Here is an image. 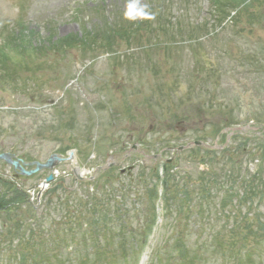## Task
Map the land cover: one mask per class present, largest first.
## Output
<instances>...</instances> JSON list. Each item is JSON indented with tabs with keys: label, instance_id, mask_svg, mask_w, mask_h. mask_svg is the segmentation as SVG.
Returning <instances> with one entry per match:
<instances>
[{
	"label": "rangeland",
	"instance_id": "1",
	"mask_svg": "<svg viewBox=\"0 0 264 264\" xmlns=\"http://www.w3.org/2000/svg\"><path fill=\"white\" fill-rule=\"evenodd\" d=\"M145 5L153 18L136 17ZM233 10L219 23L213 0H0V43L7 38L13 45V77L0 83V152L43 162L66 147L59 156H74L57 167L67 173L75 162L82 172L81 180L73 182V172L62 179L65 190L54 204L46 203L47 194L40 204L24 195L0 212V264H22V254L26 264H91L96 246L105 253L99 264H240L228 245L230 224L249 216L259 226L264 202L240 206V193L232 191L226 210L221 198L230 186L238 190L240 177L252 181L260 166L264 188V2L249 9L253 21L245 14L237 19ZM74 34L93 45L63 52L29 47ZM223 121L232 125L221 128ZM196 139L206 146L177 152ZM162 164L172 165L179 182L171 183L169 199L153 200L148 189ZM203 171L213 178L210 196L205 201L194 190L182 201L175 183L195 182ZM12 173L0 161V179ZM42 174L20 175L17 189L35 186ZM13 189L0 180L3 198ZM88 195L108 203L111 224L133 231L137 248L116 252L108 236H98V244L70 238L87 228L73 220L68 228L66 215H75L74 204ZM59 196L66 205L56 203ZM118 208L127 221L116 220ZM248 243L247 264H264V237Z\"/></svg>",
	"mask_w": 264,
	"mask_h": 264
},
{
	"label": "trees",
	"instance_id": "2",
	"mask_svg": "<svg viewBox=\"0 0 264 264\" xmlns=\"http://www.w3.org/2000/svg\"><path fill=\"white\" fill-rule=\"evenodd\" d=\"M260 1L264 2V0H213L214 8L216 15L219 17L218 21L221 23L223 20H225L229 15H230V10H233L235 12V15L237 14L236 18L240 19L239 17L242 16L241 14H245L246 16L248 15V20H255L256 15L252 12H249V9L253 7L254 2ZM230 12V13H229ZM216 16V17H217ZM19 37H25L23 35V32H20ZM9 38V37H8ZM82 46L83 48H88L89 46L91 47L93 45V42H91V39L89 36L86 35H69L64 38L57 39L54 42H51L50 44L46 46H36L33 44H29L30 48L34 49V51H40L42 47H44L45 50L49 51L50 49H56L58 51H65L68 47H74V46ZM107 45H110V41H107ZM13 45H11V42L9 39H4L0 43V83L1 84H8V81L12 79L13 75L10 73L11 71V65L12 61L11 58L9 57V52L13 51ZM20 48L26 49L24 46H20ZM246 60V58H245ZM232 125L231 123H222L221 128L230 126ZM199 139V138H198ZM66 147L64 148H59V149H54L55 152L63 153ZM198 150H202V148H198ZM205 152L208 153V149H204ZM26 154H23L22 157L25 159ZM209 155H203L201 158L204 160L207 158ZM28 161L34 160L33 157L29 156L27 158ZM260 162L263 163L264 159H260ZM163 170V176L162 174L159 173L158 169L157 171L154 172V179L156 181V184L154 186V183L151 184L153 187H150L148 190L153 189V193H149L148 197L153 198V200L158 199V187H162V198L163 200L169 199L170 193L173 192L172 188H170V185L172 182H175L176 180L179 182V180L171 173L172 165L169 164H162L160 166ZM261 167V166H260ZM253 174L252 176V181L249 179H246L247 177H240V183H239V188L240 192L237 190H233V187L230 186L229 190L227 192L223 193V196L221 200H223V209L226 208L228 205L227 201L230 202V198L233 196L231 193L232 191L235 193V195H238L239 193V198L238 202L241 201L242 203H238L239 205H242L244 203H248L250 206H255L257 205L256 203L258 202H264V188L260 187L258 185V182L262 180V174L259 175V173L262 171L263 166ZM207 174L206 172H201L199 177L197 178L195 182H190V177H184L186 179V182L180 184V183H175L177 186L180 187V190H182L180 193L182 194V201L188 202L190 199V194L191 192L194 193V190H198L196 193H200V198L205 200L210 196V191L213 190V178L210 176L211 174ZM230 174V173H229ZM206 176V177H205ZM175 179V180H174ZM231 181H235L234 178L230 179ZM238 181V182H239ZM82 182V181H80ZM78 182V183H80ZM211 184L212 186H207L206 184ZM215 184V183H214ZM193 186V188H192ZM213 187V188H212ZM108 189V187H107ZM64 185L63 181H58L57 183L54 184V186L46 193V203L48 201V204H54V196L57 195V192L63 191ZM109 191V189H108ZM191 191V192H190ZM24 196V194L19 191V190H14L13 195H10L8 198V202H13V203H18L20 202V199ZM61 197H57L56 203L57 204H67L64 202L60 201ZM162 200V201H163ZM6 201H0V205H4ZM108 203L102 202L101 198H96L88 195L86 198H79L77 202L74 204L76 206V214L72 215L71 213L69 215H66V218L68 217V221H65L64 224H69L71 223V220H73L75 223L79 224V228H83L84 226L87 228L85 232H79L80 236V242L87 241L88 237H90L92 240H96L98 236L102 235L103 240L104 236L111 237V242L116 243L118 245V250H123L125 246H130L133 244V248H137L138 243L135 242L133 243L134 235L133 231H131L128 227L126 229H123L121 223H112L111 221L114 218V214L110 212L109 210L106 211V206ZM73 205V204H72ZM3 207V206H2ZM0 208V209H7V208ZM68 207V206H67ZM93 207H97L94 209ZM155 208V205H151L150 208ZM165 207V204H164ZM103 208V209H101ZM166 208L168 206L166 205ZM202 208L200 207V210ZM115 210L113 209V212ZM202 211V210H201ZM118 216L116 215V220L122 221L126 220L123 218V215L121 214L120 208L116 210ZM257 223L259 226H254L252 225V218H249V216H245L243 218H240L239 220H234L233 221V234L229 237V246H231L233 249H235L237 252L241 253V256H237V259L240 263L247 264V262L252 263V258L249 255L248 250L252 245L248 243V239L251 237L257 238V237H264V220L261 219L259 216L256 218ZM127 221V220H126ZM127 223V222H126ZM71 224H69L68 227H70ZM129 225V224H128ZM127 225V226H128ZM73 229V228H71ZM115 230L117 233L112 234L111 231ZM58 232V231H54ZM120 234H119V233ZM152 232L151 226L148 227V231L145 234V238L143 236V242L141 241L139 245L141 247L145 243V240L149 237V234ZM258 232H262L263 235H258ZM78 236H74L73 239H76ZM182 238H176V242L179 243L178 245V250L182 256H186V248L183 246L181 242ZM108 244V242H105ZM192 251L189 252V254ZM233 253V252H232ZM231 253V254H232ZM102 254V251L97 248V259L100 257ZM22 259V264L26 263V258L24 257V254L20 255ZM246 259V260H245ZM95 264V263H94Z\"/></svg>",
	"mask_w": 264,
	"mask_h": 264
},
{
	"label": "water",
	"instance_id": "3",
	"mask_svg": "<svg viewBox=\"0 0 264 264\" xmlns=\"http://www.w3.org/2000/svg\"><path fill=\"white\" fill-rule=\"evenodd\" d=\"M203 143L200 141H193L186 146H179L177 148V151L183 150L186 147H190L192 145H202ZM135 147V146H133ZM73 152H70L69 158L63 159L60 157L58 154H52L45 162H39V161H34L30 163H25L19 158H14L11 154L9 153H0V160H4L6 163L9 165H12L14 169H18L21 174L23 175H31L33 173H36L40 171L41 169L47 168L51 169L56 163L62 162L64 160L72 159L73 158ZM170 161V160H168ZM23 165H35V167L31 170H26L24 169ZM79 178L80 176L77 175ZM52 175L50 174L47 178L46 181H51L52 180Z\"/></svg>",
	"mask_w": 264,
	"mask_h": 264
},
{
	"label": "clouds",
	"instance_id": "4",
	"mask_svg": "<svg viewBox=\"0 0 264 264\" xmlns=\"http://www.w3.org/2000/svg\"><path fill=\"white\" fill-rule=\"evenodd\" d=\"M133 8H134L133 5H129L128 6V9H127V11L125 13L126 18H130V19L134 18L132 16ZM146 8H147V5L142 6L140 9L136 10V17H139V18H142V19H145V18L146 19H151V18H153L154 14L146 11L145 10Z\"/></svg>",
	"mask_w": 264,
	"mask_h": 264
},
{
	"label": "flooded vegetation",
	"instance_id": "5",
	"mask_svg": "<svg viewBox=\"0 0 264 264\" xmlns=\"http://www.w3.org/2000/svg\"><path fill=\"white\" fill-rule=\"evenodd\" d=\"M2 181H5L4 179H2Z\"/></svg>",
	"mask_w": 264,
	"mask_h": 264
}]
</instances>
